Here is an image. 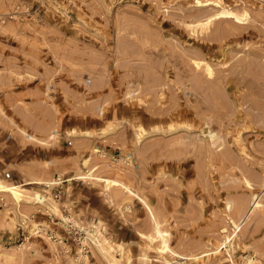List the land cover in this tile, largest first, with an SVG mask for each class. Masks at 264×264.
<instances>
[{"label":"rangeland","instance_id":"obj_1","mask_svg":"<svg viewBox=\"0 0 264 264\" xmlns=\"http://www.w3.org/2000/svg\"><path fill=\"white\" fill-rule=\"evenodd\" d=\"M262 105L264 0H0V264H264Z\"/></svg>","mask_w":264,"mask_h":264},{"label":"bare ground","instance_id":"obj_2","mask_svg":"<svg viewBox=\"0 0 264 264\" xmlns=\"http://www.w3.org/2000/svg\"><path fill=\"white\" fill-rule=\"evenodd\" d=\"M207 5H209L208 3H206V4H203V3H199L198 4V6L200 7V6H202V7H206ZM231 18V19H235V20H237V21H242L243 19L241 18V17H239L238 15H235V14H233V13H231V12H228V11H226V10H224V11H222L221 13H219L218 15H217V18ZM215 18V17H214ZM212 19V18H211ZM211 19H210V21H211ZM214 20V19H213ZM216 20V19H215ZM208 22H209V20H208ZM208 22H206V23H208ZM207 25V24H206ZM211 73V72H210ZM260 109L262 110V112H264V105H262V107H260ZM210 134V136H211V138L212 139H214V135H211L212 133H209ZM10 191L12 192V194L15 196V197H17L18 198V192H17V190L16 189H10ZM259 204H260V202H258V198H256V200L254 201V203H253V205H252V207H251V209L248 211V212H251V210L255 207V208H257L258 206H259ZM164 244H166V243H164Z\"/></svg>","mask_w":264,"mask_h":264}]
</instances>
